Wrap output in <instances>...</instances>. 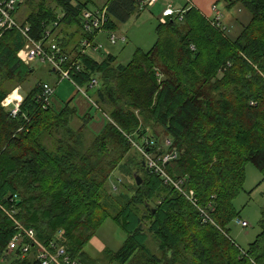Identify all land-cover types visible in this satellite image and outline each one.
Returning <instances> with one entry per match:
<instances>
[{
    "label": "trees",
    "instance_id": "obj_1",
    "mask_svg": "<svg viewBox=\"0 0 264 264\" xmlns=\"http://www.w3.org/2000/svg\"><path fill=\"white\" fill-rule=\"evenodd\" d=\"M50 1L54 7L47 0H19L15 19L34 40L56 42L70 57L67 66L77 62L70 77L94 93L96 106L85 100L104 124L89 137L87 149L93 148L96 158H84L80 147L88 139L82 132L77 138L70 126L76 107L69 100L59 110L44 108L40 81L22 95L12 116L1 103L34 67L17 56L23 35L16 28L0 29V264H39L34 246L24 255L20 249L6 250L16 231L14 220L33 228L40 242L61 244L80 263L91 264L84 246L107 218L126 234L116 251H103L117 264H127L138 253L148 257L146 264H264V205L260 232L247 249L235 244L228 229L239 217L233 200L243 186L246 163L264 175V0H224L228 7L240 3L249 14L234 39L216 5L222 14L216 26L210 23L213 7L207 19L184 7L181 14L158 21L154 43L147 50L136 48L127 63L111 52H102L101 60L81 53L80 42L94 39L83 31L81 13L95 11V0ZM103 6L104 31H113L148 5L145 0H107ZM20 8L26 12L22 19ZM93 77L97 86L89 90ZM4 79L13 82L9 90L2 87ZM163 134L177 152L166 171L184 179L194 202L147 171L129 141L147 136L159 143ZM115 139L134 150L120 164L98 150L99 142L111 146ZM118 166L128 173L139 168L142 182L133 178L128 191L112 194L107 183ZM12 207L17 211L9 216ZM149 237L161 256L147 246Z\"/></svg>",
    "mask_w": 264,
    "mask_h": 264
},
{
    "label": "rangeland",
    "instance_id": "obj_2",
    "mask_svg": "<svg viewBox=\"0 0 264 264\" xmlns=\"http://www.w3.org/2000/svg\"><path fill=\"white\" fill-rule=\"evenodd\" d=\"M98 1L102 2L103 0ZM185 1L179 0L177 4L169 2L167 3V6H170L175 11L180 10L186 7L184 6ZM47 4L51 7L55 6L50 0H47ZM161 4L162 0H158V5L155 7H153L154 5L147 6L139 11V13L132 14V16L125 23L118 24L116 30L112 31V33L117 36V41L114 44L109 42L106 32L100 33L97 37V42L102 46L100 49L101 52H90L89 55L95 58L98 56V54L101 55V53L106 50L114 54L118 62L127 63L136 48H141L143 50L149 49L156 39L155 25L158 20H160L159 16L162 8ZM89 5L91 6V4ZM97 8L101 10L103 6L97 5ZM217 8L222 11V13L223 11H227L229 16L231 15L236 20L234 21L233 29L227 32L229 38L234 39V37L240 33L239 31L241 27L239 22L245 23L249 19L248 12L240 6V3H235L228 7L224 0L218 2ZM24 12V9L20 8L19 16L21 19L23 18L24 14H26V12ZM17 56L20 58L18 51ZM28 66L34 67V72L32 71L22 86L18 83L12 86L10 91L17 89L18 93L15 92L11 97L19 99L22 95H24L25 92H27L26 89L28 88L29 82L32 84L38 81H45L51 86V88H53L54 92L50 97L52 108H58V106L62 105L63 102L67 103L72 97L71 104L76 107V113L78 115L76 114L72 119L70 124L71 129L75 131L77 138L80 136L79 132H82V134L85 135V139H88L86 140L87 142L85 143V147H80L82 149V155H84V158L87 157L89 160L95 159V150H93V148L92 151L87 149L89 148V142L91 139L89 137L100 131L102 125L104 124L103 116L100 114V112H97L94 108L89 106L82 94L77 90L76 86H74L68 80H60L58 74L51 73L49 71L50 66L47 65V63L42 62L39 59H35L33 63L28 64ZM12 84L13 82L11 80L4 79L2 87L9 90L8 86ZM10 93L11 92H9V94ZM89 94L91 96L94 95L92 91H90ZM83 116L86 118V120ZM86 116H89V118ZM80 127L82 129L81 131H79ZM147 129L149 130V128H146V133L150 134V131ZM156 129L162 133L159 126H157ZM53 131L56 130H52L50 133ZM60 134L56 135V139H59ZM165 138L168 137L164 135L162 140L164 141ZM50 144L52 145V143ZM52 147H54V145H52ZM98 150L101 152V154L106 151L105 153L108 154H106L104 157L115 158L117 164L124 162L127 157L133 156L134 154V150L130 149L128 151L126 145L119 139H115L111 146H105L99 142ZM87 152L92 153L93 156L85 154ZM134 175H139L140 178L144 176L142 170L137 167H134L130 173L122 170L119 166L115 167V170H113L110 180L107 183V189L112 190V194H118L120 190L128 191V189L134 185ZM233 205L239 217L229 224V236L232 240H234L235 244L240 249H247L260 232V212L262 206L264 205V175L250 161L245 165V179L243 186L234 198ZM242 220L247 222L248 225L246 227H242L240 225V221ZM125 238L126 234L124 231L113 220L107 218L100 224L93 236L86 243L84 246V251L89 257H92L91 264H117L111 257H106L103 251L105 248L116 251L124 242ZM223 244H225L224 241ZM147 246L153 253L156 252L159 256L162 255V253L157 250L155 241L150 237ZM147 258L144 259V257L138 253L127 264H146L147 260H149Z\"/></svg>",
    "mask_w": 264,
    "mask_h": 264
},
{
    "label": "built area",
    "instance_id": "obj_3",
    "mask_svg": "<svg viewBox=\"0 0 264 264\" xmlns=\"http://www.w3.org/2000/svg\"><path fill=\"white\" fill-rule=\"evenodd\" d=\"M19 0H0V29L7 28H16L24 38V44L21 49L18 51L21 61L26 65L33 63L35 59H39L42 62L47 63L58 74L60 80H68L74 86H76L77 90L82 94V96L93 106H96V103L93 97L89 94V91L83 87L78 86L74 80L70 77V70L75 67L79 68V65L76 61L70 62L67 66V59L70 58L68 54L63 52L60 46L49 40L46 43L41 41L34 40L29 35V28L27 26H22L16 19L15 13L17 10V4ZM155 0H148V3L151 4ZM214 10V19L210 22L213 26L218 25L219 20L222 17V14L216 10L215 6H213ZM175 12L182 13L179 10H173L170 7L164 8L162 11V16L167 17L171 16ZM107 21V12L105 7L100 10L96 8L95 11L84 10L81 13V23L82 29L85 33H89L94 35L93 40H88L87 38L83 39L80 42V51L81 53L90 54V52L100 53L101 44L97 42V37L100 33L106 32L107 38L111 44L116 43L117 36L112 33V31H104V26ZM225 29V27H223ZM123 39V38H122ZM104 53H108V51H104ZM96 78H91L88 83V89H94L97 86ZM42 95L40 96L41 104L44 108L50 106V97L52 96L54 90L51 88L49 84L44 82L42 84ZM14 92L17 93V90ZM10 95V94H9ZM9 95L2 101V105L5 107L10 106V114L12 116H16L19 111V106L21 102V97L19 99L11 98L9 99ZM133 148L140 152L143 156V162L145 166L156 174H159L162 178L163 182L167 185H171L182 194L186 199L193 201V192L186 191L183 185V178L174 179L171 177L166 171V164L176 157L177 152L174 149H171L172 142L169 138H165L157 143L153 138H149L147 136L140 139L138 142L136 139H129ZM152 149V151H149ZM16 209L12 207L11 210L8 211L9 216H13L16 214ZM203 214V219H211L208 218V215L201 210ZM17 227L14 235L8 242L6 250L8 252L14 251L16 249H20L22 255L26 254L29 249L34 246L35 247V258L37 259L39 264H80V261L77 258H73L67 251L66 248L57 244L54 241H49L48 243L40 242L36 236L33 228L25 227L20 221L14 220ZM240 225L242 227H246L248 224L245 220L240 221Z\"/></svg>",
    "mask_w": 264,
    "mask_h": 264
},
{
    "label": "crops",
    "instance_id": "obj_4",
    "mask_svg": "<svg viewBox=\"0 0 264 264\" xmlns=\"http://www.w3.org/2000/svg\"><path fill=\"white\" fill-rule=\"evenodd\" d=\"M96 1V4L98 5V6H103L105 3H106V1L107 0H103L102 2H99L98 0H95ZM185 1V0H184ZM219 1H221V0H189V2H186L185 1V4H184V6H186L187 8H193V9H195L196 11H198L204 18H209V17H212L213 16V10H212V7H213V5H216V7H218V2ZM169 2H171V3H178L179 2V0H162V4H161V11H160V18H161V12H162V10H164V8H166L167 7V3H169ZM156 5H158V0L154 3V6L153 7H155ZM223 14H224V17H223V24H225L226 25V27H227V30H228V32L230 31V30H232L233 29V26H234V21H236L231 15L229 16V13H227V11L225 12V11H223ZM132 16V15H131ZM130 16V17H131ZM159 18V19H160ZM159 21V20H158ZM240 23V27H241V25L243 24L242 22H239ZM233 34H234V32H233ZM237 36V35H236ZM94 58V57H93ZM103 58V54L101 53V55L100 54H98V56L97 57H95L94 59H96V60H101ZM51 73H56V72H54V70L52 69V70H49ZM57 74V73H56ZM41 82H45V81H41ZM36 83V82H35ZM35 83H32V84H30V82H29V84H28V88L26 89V90H28V89H30L32 86H34L35 85ZM17 90V89H16ZM13 91H15V90H13ZM13 91H11V92H13ZM17 93H18V91H17ZM19 96H21V95H19ZM21 98H22V96H21ZM72 98V97H71ZM71 98H70V101H71ZM52 99V98H51ZM84 99V98H83ZM69 102V101H68ZM67 102V103H68ZM65 103L66 102H63V104L62 105H60V106H58V108H54V109H57V110H59V109H62L63 107H64V105H65ZM52 106V103H51V100H50V107ZM6 108H10V106H8V107H6ZM82 114H83V112H82ZM92 258V257H91ZM80 264H83L82 262L80 263Z\"/></svg>",
    "mask_w": 264,
    "mask_h": 264
},
{
    "label": "bare ground",
    "instance_id": "obj_5",
    "mask_svg": "<svg viewBox=\"0 0 264 264\" xmlns=\"http://www.w3.org/2000/svg\"><path fill=\"white\" fill-rule=\"evenodd\" d=\"M156 1H157V0H155L153 3L149 4V3H148V0H145V3H146L148 6H151V5H153ZM167 7H170V6H167ZM170 8H171V7H170ZM162 11H163V10H162ZM165 20H166V18L163 17V16H162V13H161V18H160L159 21H161V22H165Z\"/></svg>",
    "mask_w": 264,
    "mask_h": 264
},
{
    "label": "water",
    "instance_id": "obj_6",
    "mask_svg": "<svg viewBox=\"0 0 264 264\" xmlns=\"http://www.w3.org/2000/svg\"><path fill=\"white\" fill-rule=\"evenodd\" d=\"M142 164L144 165V162ZM146 170L149 171L148 168H146ZM134 178H135L137 184H140L142 182V180H141L139 175H134Z\"/></svg>",
    "mask_w": 264,
    "mask_h": 264
}]
</instances>
